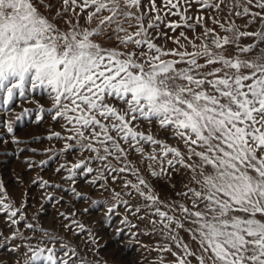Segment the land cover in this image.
<instances>
[{
	"label": "snow or ice",
	"instance_id": "1",
	"mask_svg": "<svg viewBox=\"0 0 264 264\" xmlns=\"http://www.w3.org/2000/svg\"><path fill=\"white\" fill-rule=\"evenodd\" d=\"M0 110L8 134L50 121L61 147L28 148L54 155L27 167L57 159L86 201L85 178L115 237H152L158 264H264V0H0ZM26 207L0 182V264H99Z\"/></svg>",
	"mask_w": 264,
	"mask_h": 264
},
{
	"label": "rangeland",
	"instance_id": "2",
	"mask_svg": "<svg viewBox=\"0 0 264 264\" xmlns=\"http://www.w3.org/2000/svg\"><path fill=\"white\" fill-rule=\"evenodd\" d=\"M191 35V33H189ZM171 47V44H169ZM19 107L14 109L19 112ZM2 111V110H0ZM5 119L8 117L5 115ZM49 123H51L49 121ZM49 123L37 125L33 122L32 116H27L21 121L14 124V133L8 134L0 121V182L5 185V190L8 197L15 203L17 207L22 201H26L27 207L25 212L29 219L36 216V219L45 228L54 229L62 236H68L71 242L76 246L77 251L81 255H87L89 260L99 261V264H158L160 256L168 258L167 253H158L150 251L142 247V244L152 245L153 238L145 235L133 237L131 234L115 237L113 225L119 217L113 219L112 224L104 222L103 206L94 207L92 201L103 200L104 197L94 190L85 182V178L77 177L74 185L78 191L86 194L88 199H75L70 191H65L69 187V183L61 179V175L66 173H56L55 168L58 166L57 159L49 161L43 167H33L29 169L25 163L27 158L34 161L47 159L48 155L54 153L37 154L27 150L28 148L45 149L50 145L55 149H59L61 144L55 140L48 141ZM59 131V126H53ZM12 135L18 137L22 143L16 145L12 142ZM39 137V139H36ZM20 148H25L24 152H20ZM68 160H75L78 156H67ZM62 162V159H61ZM38 177L49 180L52 183L61 184L60 188H40L38 184L32 183ZM45 193H51L54 196L52 201L45 199ZM108 194L105 193L104 196ZM63 197L59 204L56 199ZM88 209L86 212L85 209ZM60 212L71 214L76 213L75 219L85 225L87 230H90L95 236L96 241H91L88 232H81L80 235H71L66 232L62 224L67 223L59 216ZM74 227V226H73ZM0 229L8 234L11 229L7 227L5 216L0 215ZM185 239L188 237L185 235ZM139 241V242H138ZM2 257L6 262L14 259L13 255L0 249Z\"/></svg>",
	"mask_w": 264,
	"mask_h": 264
}]
</instances>
